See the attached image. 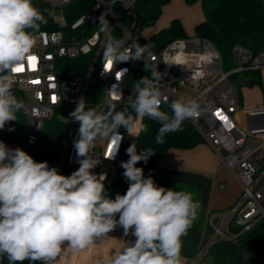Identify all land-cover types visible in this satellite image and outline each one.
I'll return each mask as SVG.
<instances>
[{"label":"clouds","instance_id":"9594fccd","mask_svg":"<svg viewBox=\"0 0 264 264\" xmlns=\"http://www.w3.org/2000/svg\"><path fill=\"white\" fill-rule=\"evenodd\" d=\"M47 22L33 0H0V130L16 121L24 108L23 100L13 93L12 73L31 56L41 25ZM98 28L106 35L113 30L105 14L99 17ZM147 50V45L126 44L108 35L102 61L106 65L137 61L144 59ZM159 81L156 70L151 78L138 80L135 99L129 96L135 117L127 109L116 111L111 100L94 107H86L84 98L76 102L70 117L79 124L74 141L79 168L70 175L0 140V256L6 255L9 264L25 260L61 264L69 256L87 253L118 226L135 240L97 264H182L181 238L197 219L200 203L189 192L158 186L151 176L145 177L137 164H147L154 152L138 153L135 143L127 148L129 159L121 167L128 188L114 199L105 187L106 174L93 172L100 163L93 152L97 141L109 142L111 152L104 158L113 159L122 139L121 127L138 137L147 131L143 118L150 117L160 123L156 141L163 143L167 133L181 131L183 121L197 115L199 105L194 100H174L171 117L161 111Z\"/></svg>","mask_w":264,"mask_h":264},{"label":"built area","instance_id":"2783aa9c","mask_svg":"<svg viewBox=\"0 0 264 264\" xmlns=\"http://www.w3.org/2000/svg\"><path fill=\"white\" fill-rule=\"evenodd\" d=\"M41 1L65 17L69 8L76 3L87 5L88 11L81 13L71 23L60 25L59 29L40 30L31 54L35 61L28 58L18 66L20 71H13L12 90L24 102V108L20 111L24 122L18 141L2 140L8 147H19L25 151V144L38 140L45 119L60 110V116L68 123V130L58 169L62 174L67 164L79 167V158L74 149L79 124L71 119L70 113L80 98H84L88 105L87 92L93 73L97 72L103 88L102 100L95 105L111 100L116 111H123V106L131 109L129 98H125L126 93L134 100L138 80L144 76L151 78L152 71L156 70L160 75V107L177 99L196 101L199 105L197 115L189 118V121L204 142L213 148L218 163L225 165L241 186V194L235 204L226 210L209 212L204 234L207 229H211L212 233L206 243L202 238L198 255L188 264L199 263L216 242L235 240L264 220V105L243 107L240 91L231 79L236 73L262 72L264 48L253 50L240 43L234 44L231 48L234 68L225 70L223 56L205 37L194 34L175 38L159 51L153 49L149 39L146 40L147 44H143L142 38L136 34L140 30L136 27L134 10L137 0ZM259 1L264 7V0ZM102 14L113 28L107 35L98 28ZM128 17L131 19L129 23L126 22ZM108 35L123 39L126 44L147 45L144 59L118 63L108 68L102 61ZM82 56H89L85 73L66 74L65 70L70 65L68 61ZM123 69L127 71L121 73ZM118 131L122 139L113 159L104 158L109 154L107 140L97 141L93 148L100 160L93 169L97 175H107L109 167L118 160L123 144L134 137L123 127ZM0 264H5L3 256H0Z\"/></svg>","mask_w":264,"mask_h":264},{"label":"trees","instance_id":"16d2710c","mask_svg":"<svg viewBox=\"0 0 264 264\" xmlns=\"http://www.w3.org/2000/svg\"><path fill=\"white\" fill-rule=\"evenodd\" d=\"M170 0H137L134 10L137 16L136 27L140 30L145 27L153 26L161 17L163 7ZM189 5L200 2L204 18L195 27V35L208 38L219 50L226 63H232L231 48L234 44L240 43L253 50L264 48V7L259 0H185ZM33 4L37 7L48 20L46 25H41L40 30H56L60 28L54 20L53 15L49 16L48 12H52L51 6L41 0H33ZM48 10V11H45ZM88 6H80L76 3L67 11L66 22L71 23L81 13L87 12ZM130 17L126 22H130ZM188 36L179 19H174L168 27H165L154 33L149 41L153 43V49L159 51L167 43L175 38ZM143 44H147L142 39ZM69 66L65 70L69 75H82L85 73L89 56H82L77 59L68 61ZM242 84L239 86L232 79L238 89L241 86L261 85V72L252 71L242 74ZM136 95V94H135ZM135 95L133 98L135 99ZM103 97L102 84L98 79L97 72L93 73L90 86L87 92L86 107H94ZM172 101H168L160 107V110L167 113L170 117L172 111L170 108ZM127 109L128 113L134 114L129 107L123 106L121 110ZM106 110V106H105ZM57 111L53 116L45 119L42 131L38 140L33 144H25V151L31 155L37 162L47 161L50 167H57L64 144V138L68 130L67 121L62 118ZM24 117L21 113H17V120L5 125L0 130V140L18 141L22 131ZM143 124L146 125L147 131L141 132L138 137L127 140L122 147L120 156L108 169L106 179L104 181L107 193L110 198L114 199L117 193L123 195L128 188V182L123 177L124 169L121 167L122 161L129 159L126 150L135 143L137 152L143 149H151L154 154L148 159L147 164L143 161L137 164L144 170L145 177L151 176L158 186L172 188L176 191H186L184 185L165 179L159 175L158 169L160 159L170 149H190L196 147L199 143L204 142L199 132L195 129L189 119L183 121L181 131L167 133L163 143H157L156 136L161 127L158 121L150 117L143 118ZM8 128H14V131H8ZM75 171L74 166L67 164L62 175H70ZM118 219V216H117ZM114 230H123L119 226ZM209 236L211 229H207ZM200 239L198 232V221H194L192 227L188 230L186 236L181 238V244H191L192 241ZM209 252L213 255L216 264H264V220L249 232L243 233L235 240H220L212 245ZM5 264H9L7 256L4 255ZM25 260L23 264H28ZM35 264H42L37 261Z\"/></svg>","mask_w":264,"mask_h":264},{"label":"crops","instance_id":"0c3cea01","mask_svg":"<svg viewBox=\"0 0 264 264\" xmlns=\"http://www.w3.org/2000/svg\"><path fill=\"white\" fill-rule=\"evenodd\" d=\"M203 18L200 2L189 5L185 0H170L163 7L159 18L163 22L156 32L168 27L172 20L179 19L186 34H189L188 32L195 34V27ZM240 97L242 102L241 94ZM261 106L263 105H243L245 108ZM158 171V174L165 179L180 183L185 188L186 185L190 187L193 195L196 196L194 201L200 203L201 211L197 218L203 219L205 223L209 212L226 210L235 204L241 194L238 180L225 165L218 163L213 148L207 142H201L190 149L168 150L160 159ZM134 240L135 237L131 234L125 236L123 230H113L107 236L98 239L87 253H80L75 257L69 256L66 261L67 264H81L82 260L86 261V264H97V261L119 253L123 246ZM195 249L189 253L181 249L182 264L190 262L197 252ZM211 256L209 264H216L212 254ZM66 261H61V264H66Z\"/></svg>","mask_w":264,"mask_h":264},{"label":"rangeland","instance_id":"374dc122","mask_svg":"<svg viewBox=\"0 0 264 264\" xmlns=\"http://www.w3.org/2000/svg\"><path fill=\"white\" fill-rule=\"evenodd\" d=\"M197 10H198V8H197ZM52 13H53L54 20L57 24L64 25L66 23V18H65L63 13H61L59 11H53V10H52ZM162 22H163L162 19H160L153 26L145 27V28L139 30L136 34L142 38L148 39V37L150 35L155 33L160 28V25L162 24ZM188 33H189V34H187L188 36L194 35V33H192V32H188ZM224 68H225V70H230V69L234 68V64L233 63H226ZM242 74H244V73H236L235 76L232 77L234 82L236 84H238L239 86L242 84V77H243ZM261 74H262V76H261L262 77L261 78L262 84L261 85H255V86H247V85L244 86L243 85V86H241L240 94L242 96V102H241L242 105H250V104L264 105V71H262ZM181 93H182V91L179 92V94H181ZM185 99H186V97H185ZM156 172L157 173L159 172L158 169L156 170ZM186 190H187V192L192 194V198L194 201L196 196H195V194L193 195L192 190L190 189V187L188 185H186ZM200 211L201 210L198 211V216L200 215ZM197 221H198V232L200 233V239L196 240L195 242L192 241L191 244H189V243L186 245L182 244V247H181L182 250H184L188 253H189V251H193V249L196 248L195 250H197V252H196L195 256H197L199 251H200V242H201L202 238L204 240V243H206L208 238H209L208 233L204 234V229L206 227L205 221L203 219L199 220V218H197ZM211 257H212L211 253L208 252L200 260V262L197 264H209Z\"/></svg>","mask_w":264,"mask_h":264},{"label":"snow or ice","instance_id":"6c2138e0","mask_svg":"<svg viewBox=\"0 0 264 264\" xmlns=\"http://www.w3.org/2000/svg\"><path fill=\"white\" fill-rule=\"evenodd\" d=\"M35 57L34 56H30L29 57V61H35ZM111 62H109L108 64H107V67L108 68H111ZM21 70V68L20 67H17L16 69H14V71H20ZM33 83H38V81H33ZM217 115L219 116L220 114L219 113H217ZM221 119H225L224 117H221ZM108 152L110 153L111 152V146H109V148H108Z\"/></svg>","mask_w":264,"mask_h":264},{"label":"water","instance_id":"95a60500","mask_svg":"<svg viewBox=\"0 0 264 264\" xmlns=\"http://www.w3.org/2000/svg\"><path fill=\"white\" fill-rule=\"evenodd\" d=\"M125 98H126V99H128V98H129V93H128V92L126 93V96H125ZM74 168H75V170H77L79 167H74ZM93 172H94V171H93ZM94 173H95V172H94ZM95 174H96V173H95Z\"/></svg>","mask_w":264,"mask_h":264}]
</instances>
